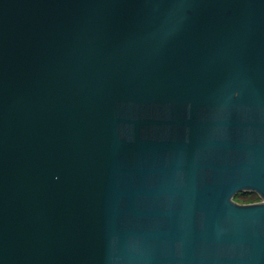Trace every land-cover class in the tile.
I'll list each match as a JSON object with an SVG mask.
<instances>
[{
	"label": "water",
	"instance_id": "1",
	"mask_svg": "<svg viewBox=\"0 0 264 264\" xmlns=\"http://www.w3.org/2000/svg\"><path fill=\"white\" fill-rule=\"evenodd\" d=\"M0 264H264V0H0Z\"/></svg>",
	"mask_w": 264,
	"mask_h": 264
},
{
	"label": "rangeland",
	"instance_id": "2",
	"mask_svg": "<svg viewBox=\"0 0 264 264\" xmlns=\"http://www.w3.org/2000/svg\"><path fill=\"white\" fill-rule=\"evenodd\" d=\"M231 200L236 203H252L257 202L260 199L254 193L239 192L238 194L234 195Z\"/></svg>",
	"mask_w": 264,
	"mask_h": 264
},
{
	"label": "trees",
	"instance_id": "3",
	"mask_svg": "<svg viewBox=\"0 0 264 264\" xmlns=\"http://www.w3.org/2000/svg\"><path fill=\"white\" fill-rule=\"evenodd\" d=\"M236 194H238V193H236ZM236 194H235V195H236Z\"/></svg>",
	"mask_w": 264,
	"mask_h": 264
}]
</instances>
